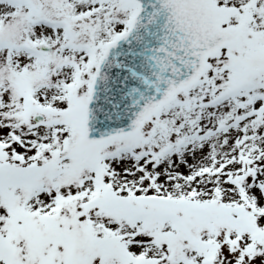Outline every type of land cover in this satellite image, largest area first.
Wrapping results in <instances>:
<instances>
[{"label": "snow or ice", "instance_id": "snow-or-ice-1", "mask_svg": "<svg viewBox=\"0 0 264 264\" xmlns=\"http://www.w3.org/2000/svg\"><path fill=\"white\" fill-rule=\"evenodd\" d=\"M0 264H264V0H0Z\"/></svg>", "mask_w": 264, "mask_h": 264}]
</instances>
